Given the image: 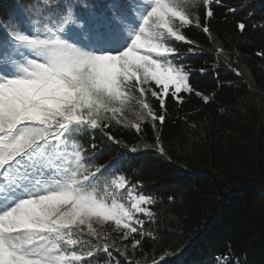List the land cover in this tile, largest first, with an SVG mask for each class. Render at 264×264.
<instances>
[{"label": "snow or ice", "instance_id": "6c2138e0", "mask_svg": "<svg viewBox=\"0 0 264 264\" xmlns=\"http://www.w3.org/2000/svg\"><path fill=\"white\" fill-rule=\"evenodd\" d=\"M221 2L29 0L25 12L0 19V264H120L110 245L86 239L85 228L95 240L114 231V240L141 246L149 234L140 217H154L145 207L153 198L136 193L123 174L106 178L119 173L125 155L98 164L96 134L120 143L107 130L127 127L123 116L133 103L139 120L150 117L156 129L166 121L168 98L182 104L181 93L203 96L172 59H183L172 42L194 43L184 32L193 16L211 38L212 5ZM132 128L143 131L139 122Z\"/></svg>", "mask_w": 264, "mask_h": 264}, {"label": "trees", "instance_id": "16d2710c", "mask_svg": "<svg viewBox=\"0 0 264 264\" xmlns=\"http://www.w3.org/2000/svg\"><path fill=\"white\" fill-rule=\"evenodd\" d=\"M28 4L0 0V19L25 12ZM212 10L211 38L193 16L184 32L194 43L172 42L183 57L172 59L191 72L190 83L209 102L195 92L181 93L182 104L168 98L162 126L139 121L143 131L137 133L125 119L127 127L108 129L118 144L97 131L98 164L125 155L119 173L106 178L123 174L154 201V217L145 220L149 235L138 249L109 232L115 243L109 251L120 264H217L221 256L231 257L232 264H264V0H222ZM200 14L203 22V8ZM238 22L246 24L243 32ZM149 102L159 111L158 101ZM83 142L87 146L90 138Z\"/></svg>", "mask_w": 264, "mask_h": 264}, {"label": "rangeland", "instance_id": "374dc122", "mask_svg": "<svg viewBox=\"0 0 264 264\" xmlns=\"http://www.w3.org/2000/svg\"><path fill=\"white\" fill-rule=\"evenodd\" d=\"M172 58H173V57H172ZM153 87H154V86H153ZM135 95L138 96V93H136ZM150 97H151V95H150V93H149L148 100L150 99ZM138 111H140L139 106L136 105L135 103H133L132 105L128 106V110L124 113L123 118L126 119V120L128 121V123H130V124L133 125V124H135V123L141 121V120H139V118L136 116V112H138ZM149 119H150V117H149V118H146L145 120H149ZM145 120H143V121H145ZM134 190H135V192L138 193V194H143L140 190H136V189H134ZM121 198L124 200L125 203H127L128 198H127V193H126V192H124V193L122 194V197H121ZM149 206H150V205H145V207H148V208H149ZM140 218L146 220L148 217H140ZM106 226H107V224L101 226L100 224H97V223L93 222V227L96 228L97 230L107 229ZM84 233L87 235V229H86V228L84 229ZM107 235H108V237H109V236H110V233L108 232ZM90 237H91V236H90ZM92 238H93V237H92ZM93 239H94V238H93ZM99 241H101V242H103V243H105V244L110 245L111 248H114V247H115V245H113V244H115V243L110 242V241H109V238H108V239H99ZM114 250H115V249H114ZM121 251L124 252L123 250H121ZM124 253H125V252H124ZM142 264H145V263L142 262Z\"/></svg>", "mask_w": 264, "mask_h": 264}]
</instances>
